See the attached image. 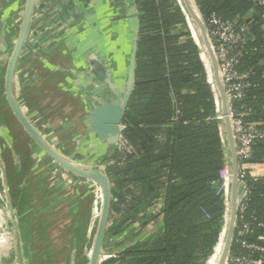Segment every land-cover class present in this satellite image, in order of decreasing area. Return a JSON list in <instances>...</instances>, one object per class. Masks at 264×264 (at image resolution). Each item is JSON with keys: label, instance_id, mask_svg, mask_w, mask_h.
<instances>
[{"label": "crops", "instance_id": "crops-1", "mask_svg": "<svg viewBox=\"0 0 264 264\" xmlns=\"http://www.w3.org/2000/svg\"><path fill=\"white\" fill-rule=\"evenodd\" d=\"M13 6L12 0L0 1V43L4 45L3 49L0 44V74L19 31L18 21L10 17L18 9ZM138 24L133 0H35L28 34L33 38L40 30L35 41L43 48L30 58L25 71L17 67L15 91L20 92L19 103L27 109L30 122L63 156L84 164L100 163L105 171L114 162L117 143L97 139L88 130L89 116L103 102L124 99ZM193 26L189 24L207 80L216 90L210 58L194 22ZM29 37L20 58L28 49ZM2 89L0 264H89L101 215V189L94 181L61 168L32 143L7 105L3 84ZM4 108L14 121L13 129ZM64 177L73 181L71 188L63 185ZM161 203L135 213L119 236L105 238L104 234L103 248L118 245L115 253H119L157 236L162 221L152 218V213ZM227 205L231 207L230 198ZM123 216L122 211L111 215L109 210L105 233ZM226 224L222 221L218 244Z\"/></svg>", "mask_w": 264, "mask_h": 264}, {"label": "trees", "instance_id": "trees-1", "mask_svg": "<svg viewBox=\"0 0 264 264\" xmlns=\"http://www.w3.org/2000/svg\"><path fill=\"white\" fill-rule=\"evenodd\" d=\"M191 1L204 22L215 16L237 25L248 19L253 23V40L245 44L249 54L242 59V68L253 70L255 87L240 104L253 109L256 121L264 120V21L254 0ZM133 3L139 20L135 76L122 119V136L133 153H114V162L106 167L110 214L122 211L124 216L110 224L105 238L119 236L135 213L160 201L152 218L159 217L162 228L157 236L122 249L102 264H205L215 253L217 261L227 232L218 244L225 206L217 188L224 154L201 51L176 0ZM261 160L264 148L254 157ZM247 185L250 196L244 221L264 224V180ZM263 231L254 226L243 239L263 249L254 253L255 259H264V242L257 241ZM230 254H246V250L234 239Z\"/></svg>", "mask_w": 264, "mask_h": 264}, {"label": "built area", "instance_id": "built-area-1", "mask_svg": "<svg viewBox=\"0 0 264 264\" xmlns=\"http://www.w3.org/2000/svg\"><path fill=\"white\" fill-rule=\"evenodd\" d=\"M254 2L260 11L261 19L264 21V0H254ZM204 24L214 50L219 76L226 95L229 111L228 118L232 128V138L237 158L238 191L240 192L233 240L235 239L241 245V248L246 250V254L230 255L226 264H264V259L254 258V253L262 252L263 249L259 245L254 243L247 244L243 241L246 236L252 234L254 226L264 230L263 223H258L255 220L246 222L243 218L250 196L247 182L264 180V160L254 161L256 151L264 148V120L256 121L253 109L240 104V102L247 98L248 90L255 87L251 82L254 74L253 70L242 68V59L249 54L245 48V44L253 40L251 31L253 23L248 19L246 23L237 25L234 22H223L219 18L211 16ZM27 37H29V34H27ZM29 38L30 40L32 39L31 36ZM29 61V59L23 61L20 58L17 67H27ZM209 85L213 94L216 111L215 119L218 122L219 139L224 154L223 166L219 172L221 184L217 188V194H220L225 204V200L230 198L232 165L227 142L221 131L223 116L218 110V104L221 103L220 97L218 91L216 93L217 89L215 90L210 83ZM22 108L27 114V109L25 107ZM262 115L264 116V108ZM122 130L123 126L121 125L116 150L118 154L125 156L132 154L133 149L123 138ZM96 164L105 169L104 165L100 163ZM72 183L73 181L69 177H64V186L69 187ZM257 241L264 242V231L257 236ZM116 254L113 253L112 255L102 257L100 263L115 258Z\"/></svg>", "mask_w": 264, "mask_h": 264}, {"label": "water", "instance_id": "water-1", "mask_svg": "<svg viewBox=\"0 0 264 264\" xmlns=\"http://www.w3.org/2000/svg\"><path fill=\"white\" fill-rule=\"evenodd\" d=\"M34 3L35 0H26L25 2V9L23 13L22 23L19 28L12 51L9 53V57L7 59L8 60L7 66L4 74V97L15 119L22 126L25 133H27V135L30 137L32 143L36 147H38L43 154L49 156L56 164H58L64 170L76 176L92 180L100 187L102 193L101 215L99 219L98 229L96 232V237L94 240V246L89 261V264H98L99 253L102 248L103 238L105 234V229H106L110 205H111V185L108 180L107 173L103 167H100L96 163H90V164L79 163L77 161H74L72 159L63 156L54 147H52L42 137V135L37 130V128L28 119L26 113L24 112L22 106L19 103L15 91V84H14L15 73H16L19 57L21 55L29 31ZM184 3L191 19L199 29L201 38L211 57L213 77L221 101V114L224 117L223 125L225 128L226 142L231 158L232 179H231V188H230V203L232 207V211H231L232 223L228 231V236L225 244L224 253L222 256V261L220 263V264H226L234 237V229L237 219V203L240 192L238 191L237 158H236L235 146L232 138V128H231L230 120L228 118L229 111H228L226 95L222 81L219 76L218 63L214 54V50L210 43L205 24L200 14L198 13V10L195 9L192 10L188 0H184ZM181 11L184 14L183 9H181ZM185 20L188 26V20L186 16H185ZM188 29L193 39L192 31L190 30L189 26ZM137 38H138V34L136 33L133 38V44H132V64L130 66V71H129L130 77H129L128 89L124 99L122 100L120 97H117L114 101L103 102L100 106L94 108L89 116L88 130L92 132L97 137V139L101 141H105L109 145L112 144L114 145L118 142L121 131L122 119L126 110L127 102L129 100L130 94L133 89L134 76H135L134 70L136 64ZM194 43L197 45L196 41H194ZM1 45L4 49V45L3 44Z\"/></svg>", "mask_w": 264, "mask_h": 264}, {"label": "rangeland", "instance_id": "rangeland-1", "mask_svg": "<svg viewBox=\"0 0 264 264\" xmlns=\"http://www.w3.org/2000/svg\"><path fill=\"white\" fill-rule=\"evenodd\" d=\"M1 1V0H0ZM12 2H13V4H14V6L13 7H18V9H16V10H14V12L13 13H11V20H14V21H18V23H17V25H18V27L20 28V26H21V23H22V19H23V13H24V9H25V2H26V0H12ZM21 6V7H20ZM193 6H194V9L195 10H197V8H196V6H195V4H194V2H193ZM16 15H17V17H16ZM198 30V29H197ZM18 33V32H17ZM37 33V35L40 33V30H39V32L37 31L36 32ZM36 33H34V36H33V38L30 40V42L29 43H27V47H28V49H26V52H25V54H23V56L21 57V60H27V59H29V60H31L30 58H31V56L32 57H36V56H38L39 55V51L40 50H42V48H43V46L38 42V43H36V37H35V35H36ZM17 37V36H16ZM34 42H35V44H34ZM36 47V48H35ZM23 50V49H22ZM19 59H20V57H19ZM22 62V61H21ZM5 65H6V61L5 62H3L2 63V67L3 68H1V74H0V91L1 90H3L2 89V84H3V86H4V72H5ZM24 71L26 70V67L24 66V69H23ZM17 74H19V72L17 71ZM17 77H18V75H17ZM17 94H18V100H19V95H20V92L19 91H17ZM22 106V105H21ZM4 113H6V116L8 117V119H9V121L11 122V129H13L12 127H14V121H13V119L11 118V116H10V113L6 110V108H4ZM13 121V122H12ZM222 122H224V121H222ZM222 126H223V123H222ZM14 131V130H13ZM15 135H16V133H15ZM17 136V135H16ZM227 219V218H226ZM223 221V220H222ZM229 221V219H227V220H225V222L227 223ZM221 250V249H220ZM218 257H217V261H215V263L214 264H218L219 263V261H220V259H221V251L219 252L218 251ZM113 254V252L112 251H110L109 250V248L108 249H104L103 248V243H102V248H101V251H100V253H99V259H100V261H101V259H102V257H105V256H108V255H112ZM115 254V253H114ZM221 254V255H220ZM231 254L229 253V256H230ZM229 256H228V258H229ZM228 258H227V260H228ZM100 261L98 262V264H102V263H100ZM212 261L213 260H207L206 261V263L205 264H210V262L212 263ZM226 263H227V261H226Z\"/></svg>", "mask_w": 264, "mask_h": 264}, {"label": "bare ground", "instance_id": "bare-ground-1", "mask_svg": "<svg viewBox=\"0 0 264 264\" xmlns=\"http://www.w3.org/2000/svg\"><path fill=\"white\" fill-rule=\"evenodd\" d=\"M176 2L177 3H179V5L183 8V10H184V12L186 13V16H187V18H188V25L189 24H191V29H192V26H193V20L191 19V17H190V15H189V13H188V11H187V8H186V6L184 5L185 3H184V0H176ZM188 2H189V0H188ZM189 4H190V6H191V8H192V6H193V2L190 0V2H189ZM194 7V6H193ZM196 28V27H195ZM194 28V26H193V29H195ZM198 29V28H197ZM196 30V29H195ZM198 31H199V29H198ZM200 33V32H199ZM201 36V35H200ZM193 39H194V37H193ZM201 40H202V38H201ZM194 41H195V39H194ZM202 42H203V40H202ZM197 45H198V43H197ZM203 46L205 47V52H206V54L209 56V58H210V61H211V57H210V54H209V52H208V50H207V48H206V46H205V44H204V42H203ZM211 65H212V61H211ZM212 72H213V68H212ZM213 79H214V77H213ZM215 82V81H214ZM221 104V103H220ZM220 107H221V105H220ZM222 119H224V117H222ZM224 213H223V218H222V220L223 221H225V220H227V219H229V225H228V227H227V232H226V238H225V242H224V247H223V253H224V249H225V244H226V241H227V236H228V231H229V229H230V226H231V223H232V218H231V211H232V207H229L228 208V205L226 206V200H225V204H224ZM227 218V219H226ZM223 253H222V255H221V259H220V261H219V263L218 264H220L221 263V261H222V256H223ZM99 261H100V259H99ZM210 264H214V261H212V263L210 262Z\"/></svg>", "mask_w": 264, "mask_h": 264}]
</instances>
